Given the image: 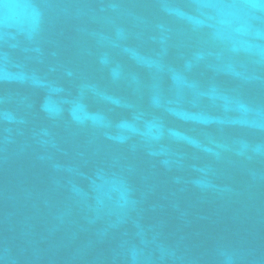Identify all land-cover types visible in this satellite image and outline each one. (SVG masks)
<instances>
[{"label":"water","instance_id":"1","mask_svg":"<svg viewBox=\"0 0 264 264\" xmlns=\"http://www.w3.org/2000/svg\"><path fill=\"white\" fill-rule=\"evenodd\" d=\"M0 264H264V0H0Z\"/></svg>","mask_w":264,"mask_h":264}]
</instances>
